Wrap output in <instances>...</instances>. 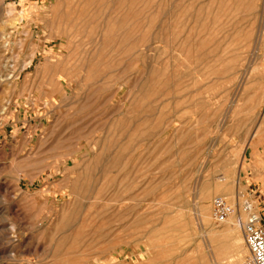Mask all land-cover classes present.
Segmentation results:
<instances>
[{
    "label": "rangeland",
    "instance_id": "rangeland-1",
    "mask_svg": "<svg viewBox=\"0 0 264 264\" xmlns=\"http://www.w3.org/2000/svg\"><path fill=\"white\" fill-rule=\"evenodd\" d=\"M258 187L264 0H0V264H245Z\"/></svg>",
    "mask_w": 264,
    "mask_h": 264
},
{
    "label": "built area",
    "instance_id": "built-area-1",
    "mask_svg": "<svg viewBox=\"0 0 264 264\" xmlns=\"http://www.w3.org/2000/svg\"><path fill=\"white\" fill-rule=\"evenodd\" d=\"M252 204L245 200L235 207L226 199L217 197L212 203V213L217 224H224L238 210L242 211L246 216L242 222V230L249 252L245 264H264V216L256 213Z\"/></svg>",
    "mask_w": 264,
    "mask_h": 264
},
{
    "label": "bare ground",
    "instance_id": "bare-ground-1",
    "mask_svg": "<svg viewBox=\"0 0 264 264\" xmlns=\"http://www.w3.org/2000/svg\"><path fill=\"white\" fill-rule=\"evenodd\" d=\"M239 183V182H238ZM232 180L229 181V183L225 184V185H220V190L221 193H223V195L225 196H230L233 194V185H232ZM245 217V215H244ZM203 221L206 224H209V217L206 215V209H204V214H203ZM242 218L239 216V218L237 217H233L232 219H230L229 221H226L223 224V228L217 229L220 231V233L215 232L214 234L212 233L213 236H217L218 238H231L234 237L236 235V233H238V230L241 228L242 226ZM202 223V222H201ZM212 226V225H211ZM210 226V227H211ZM206 235V234H205ZM207 238V237H206ZM208 240V239H207ZM241 240V239H240ZM213 241V240H212ZM213 247V246H212ZM206 249V248H205ZM209 249V248H208ZM214 256V255H213Z\"/></svg>",
    "mask_w": 264,
    "mask_h": 264
},
{
    "label": "crops",
    "instance_id": "crops-1",
    "mask_svg": "<svg viewBox=\"0 0 264 264\" xmlns=\"http://www.w3.org/2000/svg\"><path fill=\"white\" fill-rule=\"evenodd\" d=\"M253 194L257 197V206L259 209L258 213L259 215L264 216V190H261L258 187L255 191H253Z\"/></svg>",
    "mask_w": 264,
    "mask_h": 264
}]
</instances>
